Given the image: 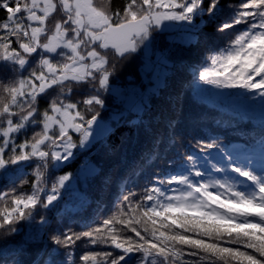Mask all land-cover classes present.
Returning <instances> with one entry per match:
<instances>
[{
  "label": "snow or ice",
  "instance_id": "snow-or-ice-1",
  "mask_svg": "<svg viewBox=\"0 0 264 264\" xmlns=\"http://www.w3.org/2000/svg\"><path fill=\"white\" fill-rule=\"evenodd\" d=\"M0 13V264H264V0Z\"/></svg>",
  "mask_w": 264,
  "mask_h": 264
},
{
  "label": "trees",
  "instance_id": "trees-1",
  "mask_svg": "<svg viewBox=\"0 0 264 264\" xmlns=\"http://www.w3.org/2000/svg\"><path fill=\"white\" fill-rule=\"evenodd\" d=\"M117 2H120V0H117ZM2 15V13H0ZM175 33V32H174ZM180 32L178 31V35ZM173 46L176 48H180L184 43L185 40H179V38H172ZM133 77V78H132ZM134 79V80H133ZM122 82L125 85L133 84L137 86L143 85L144 87H147L148 85L144 84V81L142 79L141 73L139 71V68L137 65H131L123 72L122 75ZM198 99L200 103L203 106V111H205L210 119H221V120H229L231 118V111H228L227 109L221 108L219 106L216 107L215 104H212L210 102H207L206 99L201 97L198 93ZM258 122V119H257ZM250 127V126H249ZM128 131L127 129H120L117 131L116 135L112 138V143L116 144L119 141V137L122 132ZM231 132V129H229ZM231 139H238V137H230ZM83 163V159L78 160L75 164L72 165L71 168L67 169V171L75 172V170ZM62 173H57V175H60ZM78 203V201H77ZM5 205L3 202H0V207H4Z\"/></svg>",
  "mask_w": 264,
  "mask_h": 264
},
{
  "label": "rangeland",
  "instance_id": "rangeland-1",
  "mask_svg": "<svg viewBox=\"0 0 264 264\" xmlns=\"http://www.w3.org/2000/svg\"><path fill=\"white\" fill-rule=\"evenodd\" d=\"M175 33H176V34H175ZM175 33H171V39L174 38V37H176V38H179V40H185V41H186V39H187L186 34L180 32V33H179L180 36H179V35L177 34L178 32H175ZM132 78H133V77H132ZM133 80H134V79H133ZM199 95H200L201 97H203L204 99H206L207 102H210V103H212V104H215L216 107L219 106V107L224 108V109H227L228 111H231V112H232L234 109H236V107H237L235 104H232V103H230V102H228V101L223 100V99L220 98V97H216V96L211 95V94H209V93H207V92H205V93H199ZM256 117H257V119H258V109H256ZM257 123H258V122H257Z\"/></svg>",
  "mask_w": 264,
  "mask_h": 264
}]
</instances>
